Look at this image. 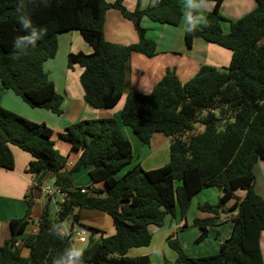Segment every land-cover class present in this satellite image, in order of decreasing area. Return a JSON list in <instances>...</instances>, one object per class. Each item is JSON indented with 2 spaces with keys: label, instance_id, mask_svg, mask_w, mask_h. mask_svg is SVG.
<instances>
[{
  "label": "trees",
  "instance_id": "16d2710c",
  "mask_svg": "<svg viewBox=\"0 0 264 264\" xmlns=\"http://www.w3.org/2000/svg\"><path fill=\"white\" fill-rule=\"evenodd\" d=\"M209 1L213 6L205 17L207 23L185 30L184 39L190 45L199 37L230 50L228 65L202 64L184 82L174 69L166 68L150 91L141 93L127 88L130 55L139 52L152 57L157 53V43L147 37L141 20L145 16L177 25L185 11L180 0H154L146 8L133 10H128L123 0H23L22 5L20 0H0V83L5 89L31 107L59 115L63 96L56 91L44 63L57 52L58 34L76 30L92 47L89 53L69 52L66 57L68 68L75 64L82 68L79 82L84 101L97 109H109L126 92L118 119H81L58 131L69 150L80 151L68 170H64L66 157L54 147L49 126L0 106V166L13 168L8 145H15L31 156L26 173L47 172L51 184L66 194L62 201L57 197L54 212L45 201L37 231L23 236L19 246L18 238L30 219L31 202L25 196V214L8 222L11 235L0 245V264H52L72 245L71 233L62 232V223L78 219L75 208L104 211L112 221L109 235L85 225L91 234L84 246L83 264H151L147 254L128 256V250L147 246L151 239L148 226H162L166 214L174 215L178 208L184 216L194 195L207 185L222 190L215 204H198L209 213L223 207L235 191L244 192L230 207H237L231 217L232 232L221 242L219 251L202 256H189L176 237L168 236L176 262L264 264L259 244L264 230V199L253 186V166L258 160L264 162V0H254L253 9L236 20L220 14L223 0ZM18 6L30 13L34 24L48 28L35 48L23 52L13 47L15 38L23 35L16 20ZM109 8L118 9L133 23L137 42L105 40L103 23ZM223 20L229 22L228 32L222 30ZM119 122L146 145L155 132L169 137V161L150 169L132 163V146ZM197 126L202 129L195 131ZM232 140L236 142L230 148ZM83 166L93 183L104 184V197L97 196L99 189L92 186L84 192L72 188L69 177ZM221 166L210 178L211 170ZM221 221L217 216L194 218L193 225L201 229L197 240L205 237L207 226ZM54 227L58 235L53 233ZM94 232H99L97 239L92 238ZM21 247L29 249L27 256L21 255Z\"/></svg>",
  "mask_w": 264,
  "mask_h": 264
},
{
  "label": "crops",
  "instance_id": "0c3cea01",
  "mask_svg": "<svg viewBox=\"0 0 264 264\" xmlns=\"http://www.w3.org/2000/svg\"><path fill=\"white\" fill-rule=\"evenodd\" d=\"M106 1L111 2L114 0ZM153 1L154 0H123V4L128 10H133L137 6L140 9L146 8L147 6L151 5ZM180 2L184 6L185 11L177 25L154 22L145 16L142 18L141 24L146 29L147 37L155 40L157 43V53L152 57H147L139 52L131 53L129 59V74L126 83L128 89L141 93H148L152 85L162 77L166 68L174 69L178 79L181 82H184L192 77L202 64L212 65L215 67L228 65L231 57L230 50L199 37L193 38L190 45L186 44L184 39V32L186 30L184 25V14L187 9L185 7V0H180ZM194 2L200 4L201 7L194 9L195 12L193 15H202L205 18L208 11L212 8L213 2L209 0H194ZM254 6V0H223L220 5L219 12L225 18V16L229 14L227 12L230 11L233 14L232 16H234L230 18H236L240 16V8L245 13L252 10ZM224 21L227 20H223L222 22ZM222 22V30L223 32H227V29L225 30V28L229 29V26H222ZM74 31L76 30L62 34L65 35L63 38L70 37L68 40H66L69 44L66 49L65 59L69 52L83 51L85 53H89L92 51V47L83 39L81 34H76ZM103 36L107 41L120 44L134 43L138 40V35L133 23L129 19L125 18L116 8H109L105 13ZM73 38L75 39L74 42L76 41L75 44L74 42L72 43ZM52 61H54V58L47 60L44 63V67L49 73L50 78L53 80L56 91L63 96L61 113L59 115L47 109L29 106L12 90L5 89L1 83L0 106L18 113L29 120L38 123L43 122L49 126L53 130L51 138L54 142V147L66 157L64 170H68L79 157L80 151L69 150L70 145L68 142L62 140L59 137L58 131L63 130L67 125L81 119L97 117H114L118 119V115L115 116L113 113H110V108L97 109L89 106L84 101L83 90L79 82V75L82 71V68L79 65L75 64L73 67L68 68L66 63V66H62L60 69L61 74L54 75V72L47 67V65H50ZM51 65L53 67L54 64ZM120 109V107L117 108V114H119L118 112ZM119 126L124 137L127 138L131 143L133 153L132 163L137 162L140 163L144 169H150L162 165V163L169 158V137L165 136L164 134L161 136L158 134L159 132H155L151 136L150 143L146 145L136 137L130 127L123 125L121 122H119ZM55 135L57 137L56 140L53 137ZM155 140H160V143H166L165 146H168V148L166 147L168 150V157L167 155H163L165 153L163 147L156 145ZM8 150L13 160V168L7 169L0 166V245L11 235L8 225L9 220L12 218H20L25 214V196L28 195L27 198H29L31 202L29 213L30 219L25 225L24 233L18 238L17 245L20 246L21 238L23 236L35 233L37 231V220L45 208L46 200L41 198L38 184H48V180L52 181V179L48 177L47 172L45 171L34 174L26 173L24 171L28 161L31 159V156L28 152L23 151L15 145H8ZM229 159L230 156L225 160V163ZM254 165L253 173L255 177L253 186L255 191L264 199V162L258 160ZM83 167L87 174V168L85 166ZM221 168L222 166L220 168H214L211 170L209 177L211 178ZM69 179L72 188H83L87 190L88 186H92L93 188L99 189V191L96 193L97 196L104 197L106 195L105 186L102 182L93 183L90 178L89 180H86L87 178L82 176L79 179H83L84 181H77V178L74 177V172L70 175ZM209 187L215 188V190H211L212 201L205 200L204 202L215 204L217 202L215 200H218V197L222 193L220 188L207 185L198 192L202 193L201 191H203V189ZM238 191L242 190L235 191L234 197L226 201L224 206L220 207L218 211L212 213L202 211L198 208V204H202L204 202H197L196 209H193V198L195 195L200 194L197 192L192 198L190 206L184 216L180 215L179 209L177 208L174 215L165 216L162 226L158 227L149 225L148 230L151 233L150 243L147 246L130 248L127 252V255L137 256L141 254H147L150 258L151 264H154L152 262L154 258H152V254L155 253L158 257V264H167L165 255L163 254L167 237L173 235L181 244V240L179 238L180 232L186 227L189 228L190 226H193L191 223L193 222L194 218H204L207 216H217L222 221L216 225L207 226V233L202 240L205 241L207 238L206 236H210L212 234L213 238L208 240L209 242L206 247L202 243L194 247L193 251L197 252V254L200 256L216 253L219 251L221 242L228 238L232 232L233 222L231 217L234 216L236 210L231 209L230 207L234 201L237 200V198H241L244 194V192ZM46 202L48 203V206L52 204L54 206V211L56 210L57 206L54 202ZM82 211V209L78 211V220L81 218L86 220L91 216L100 215L98 212H94V208H92L91 212L88 213H84ZM70 226L73 227V223H70ZM193 227L197 226L194 225ZM197 229L198 230L193 229L192 231V233L197 234L196 237H198L201 233V229L199 227H197ZM154 239L157 240L156 247L150 249V252L146 251L150 248ZM259 244L261 256L264 260V230L260 233ZM168 247L171 248L169 245ZM134 248L138 249L134 250L133 253L130 254L131 249ZM20 252L24 256H27L29 254V249L27 247H21ZM173 252L175 253L176 259V252L174 250Z\"/></svg>",
  "mask_w": 264,
  "mask_h": 264
},
{
  "label": "rangeland",
  "instance_id": "374dc122",
  "mask_svg": "<svg viewBox=\"0 0 264 264\" xmlns=\"http://www.w3.org/2000/svg\"><path fill=\"white\" fill-rule=\"evenodd\" d=\"M227 13H229L228 15H231V16H228V15L225 16V18L227 20H236L239 17H241L244 14H246L247 12L244 13L241 10V8H240V14H239L240 16H238L236 18H230V17H234V16H232L233 15L232 12L229 11ZM224 25L229 26V22L228 21L222 22V26H224ZM226 29H227V32H228L229 29L228 28H225V30ZM68 32H70V31H68ZM74 32L76 34H79L78 31H74ZM63 33H65V32H63ZM63 33H59L58 36H57L58 48H57V52H56L55 56L53 57L54 58V61H52V63H51V64H54V65H53V67H52L51 64L50 65H47L48 69H50V70H52L54 72V75H60L61 74L60 73L61 67L62 66L65 67L66 66V63H67L66 62V59H65V53H66V49H67L69 43L66 40H68L70 37L69 38L68 37L67 38H63V36H65V35H62ZM69 36H70V34H69ZM71 39H72V37H71ZM74 40L75 39L73 38L72 43L74 42ZM75 43H76V41L74 42V44ZM2 90H3V88H2ZM125 94H126V92L124 91L123 92V97L117 103V105L115 107L109 109L111 111L110 113H113L115 116L118 115L117 114V108H119V107L121 108L122 102L124 101ZM0 97H1V94H0ZM171 117H172V112H170V115H169V118H171ZM201 129H202V127L197 126L196 129H195V131H198V130H201ZM158 134L161 135V136H163V134L160 133V132ZM235 136H237V135H235ZM53 137H54L55 140L57 139L56 135L53 136ZM155 141H156V145H158L160 147H163V149L165 151V153L163 155H167V157H168V150H167L168 146H165L166 143H160L159 142L160 140H155ZM235 142H236V140H232V143H230V145H228V147H230ZM232 147H233V145H232ZM225 156H226V153H225ZM168 161H169V158L165 162H163L162 164L167 163ZM253 169H254V167H253ZM81 176L84 177V178H87L86 180H89V178H88V176H87V174L85 172L84 167L82 169H79L78 171H75L74 172V177L77 178V181H80V182H83L84 181L83 179H79V178H81ZM257 178H258V176H257ZM48 182H49L48 184H51L52 181L51 180H48ZM211 190H215V188L214 187L205 188V189H203V191H201L202 193L198 192L200 194L199 195H195V197L193 198V201H192L193 209H196V203L197 202H200L201 203V202H204L205 200L212 201L211 200L212 199V197H211ZM257 190H258V186H257ZM238 192H243V191H238ZM215 201H217V200H215ZM49 207H50V211L51 212H54V206L52 204H50ZM81 209L83 210L82 212H84V213L91 212V209H88V208H81ZM79 210L80 209L75 208L74 213H77ZM94 212H98L100 215L91 216V217L87 218L86 220H84V218H81L79 220L78 219H76V220L73 219V228L77 229L78 226H80L82 224L81 226H85L86 225V226H91V227H95L97 229H100V230L103 231V234L104 235L111 234L112 231H113L112 224H111V217L107 213H105L104 211L101 212L100 210L97 211V209H94ZM165 216H170V214H166ZM85 217H87V216H85ZM71 221H72V218L70 220L66 219L62 223L63 229H65L66 231H68L70 229V223H71ZM191 224L193 225V223H191ZM193 226H190L189 228H187V227L184 228L180 232V236H179V238L181 240V244L180 245L182 246V249L184 250V252L186 254H188L189 256H197V255H199V254H197V252H194L193 251V248L196 247V246H198L199 244H202V243L206 247L207 244H208V242H209L208 240L210 238H213V234H212L210 236L209 235L206 236L207 238H206L205 241L202 240L204 237L201 238V239H199V240H197V237H196L197 234L192 233V231H193V229H195V230H198V229H197V227H193ZM89 234H91L90 231H89ZM98 237H99V232H94L92 234V238L93 239H97ZM71 239H72L73 244H75L77 246H84L85 245V243H80V242H78L76 240V237H75V234L74 233L72 234ZM156 244H157V240L154 239V241L152 242V245L146 251H149L150 252V249H153V247H156ZM137 249L138 248L131 249L130 254L133 253V251L134 250H137ZM163 254L165 255L167 264H179L175 260V253L173 252V250L171 248L168 247L167 242L165 243V247L163 249ZM21 255L24 256L23 254H21ZM152 258H153L152 262L154 264H158V261H157V258L158 257H157V255L155 253L152 254Z\"/></svg>",
  "mask_w": 264,
  "mask_h": 264
},
{
  "label": "clouds",
  "instance_id": "9594fccd",
  "mask_svg": "<svg viewBox=\"0 0 264 264\" xmlns=\"http://www.w3.org/2000/svg\"><path fill=\"white\" fill-rule=\"evenodd\" d=\"M42 2L46 3V0H42ZM20 4H23V0H20ZM185 7L187 11L184 14V25L187 31H192L198 25L207 23L202 15L194 16L192 14V9L200 8V4L195 3L194 0H185ZM16 20L23 31V35L17 36L13 43V47L18 51L23 52L29 48H35L47 34V26L34 24L30 13L22 6L17 7ZM53 233L59 234L55 227ZM84 251V247L73 244L56 256L52 264H83Z\"/></svg>",
  "mask_w": 264,
  "mask_h": 264
},
{
  "label": "built area",
  "instance_id": "2783aa9c",
  "mask_svg": "<svg viewBox=\"0 0 264 264\" xmlns=\"http://www.w3.org/2000/svg\"><path fill=\"white\" fill-rule=\"evenodd\" d=\"M38 188H39L41 198H43L46 201L48 200V201H52L55 203V200L57 199V197L59 198L60 201H62L66 195L64 191H62L60 188H58L57 186L53 184L40 183L38 184ZM80 191L84 192L85 189L81 188ZM62 232L64 234L71 233V236L74 233L76 240L80 243H86L89 237V229L81 225L78 226L77 229L70 227L68 231H66L62 227ZM71 244L73 245L72 239H71Z\"/></svg>",
  "mask_w": 264,
  "mask_h": 264
},
{
  "label": "water",
  "instance_id": "95a60500",
  "mask_svg": "<svg viewBox=\"0 0 264 264\" xmlns=\"http://www.w3.org/2000/svg\"><path fill=\"white\" fill-rule=\"evenodd\" d=\"M235 210H237V207L235 208Z\"/></svg>",
  "mask_w": 264,
  "mask_h": 264
}]
</instances>
